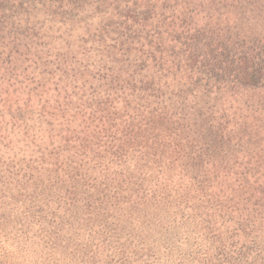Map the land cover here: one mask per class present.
Wrapping results in <instances>:
<instances>
[{
    "label": "rangeland",
    "instance_id": "obj_1",
    "mask_svg": "<svg viewBox=\"0 0 264 264\" xmlns=\"http://www.w3.org/2000/svg\"><path fill=\"white\" fill-rule=\"evenodd\" d=\"M21 1L0 2V31L6 21L13 27L5 47L31 59L0 61V264L263 260L264 70L252 78L251 64L236 56L264 53V0H155L142 21L161 28H153L150 42L142 37L147 44L134 38L119 48L111 25L98 28L113 11L107 0L102 8L95 0ZM161 2L164 9L191 7L186 25L199 29L194 61L177 51L180 45L172 48L184 35L170 36ZM53 6L58 10H48ZM16 33L34 45L13 46ZM217 34L231 46L226 54L223 44L213 46ZM140 45L154 48L145 60ZM5 47L0 37V58ZM35 64L47 66L48 84L89 107L90 154L77 146L80 138L51 139L35 130L38 112L13 109V95L26 96L41 75ZM10 116L28 118L29 134L3 118ZM44 128L60 130L57 123ZM200 147L202 156L194 158ZM72 165L80 173L67 180L75 179L78 191L109 185L100 217L61 199Z\"/></svg>",
    "mask_w": 264,
    "mask_h": 264
},
{
    "label": "trees",
    "instance_id": "obj_2",
    "mask_svg": "<svg viewBox=\"0 0 264 264\" xmlns=\"http://www.w3.org/2000/svg\"><path fill=\"white\" fill-rule=\"evenodd\" d=\"M69 1H72V0H69ZM95 1H97L96 2L97 7L102 8L101 6L102 4L105 3L106 0H95ZM0 2H7V0H0ZM163 2L160 3L161 7L163 5ZM19 3H22V1L20 0ZM154 3H155V0H144V1L143 0H131V1L130 0H127V1L107 0L106 4L107 5L111 4V6H113V11L109 12L108 15L101 17L100 25H98V28L101 31L102 28H105L111 25V27L116 31V35H114L115 36L114 38H116L115 42L118 44V48L121 46L122 42L133 40L134 38L142 40L143 44H147L145 43V40L142 39V37H147V36L150 37L149 38L150 39L149 42H150L152 35L156 33L155 29L153 28H161L159 23L157 22L153 23L155 22V20H151L150 23H146L147 21H142V19L145 18V16H147L149 13H152L154 6H155ZM66 5H70V4L66 3ZM132 5L135 6L136 12L134 11V9H131ZM104 7L105 6L103 5V8ZM58 8L59 7L53 6L52 8H49L48 10H50L51 12H55L58 10ZM190 8L191 7H188L186 5H183V7L178 5V7H174V8L169 5L168 9H164L162 7L161 9L162 12L160 13V15L162 14V17H163L162 22L165 21L166 18L171 17L170 23L172 27L168 29V31L171 33L170 36L173 39L175 37L178 38L179 35H184L182 36L183 38H181L180 42L174 40V42L176 43L172 45V48H174L175 45H180L177 51H184L186 58H188L189 61L190 60L194 61V59L198 57V55L195 54V47H196L195 44L197 43L193 42L192 38L198 33L199 29H194L192 28V26L186 25L188 24V14H189V13L187 14V11L190 10ZM173 21H178L183 26L181 28L176 27L178 26L177 22H176V26H173L174 25ZM8 24L9 26H7ZM12 29H13L12 24L7 21L4 23V25L1 28L0 37H1L2 44H4V47H5V44L7 43H3V42H8L7 38L9 37L5 34H7ZM159 31L157 32V34L159 33ZM203 31L206 32L205 30ZM21 32L22 33L26 32V27H21ZM16 34H17V37L14 39L15 41H13V46H16L19 49L25 46V48L28 50L27 46L34 45L35 43L34 39H30V38L28 39V37L26 38L22 36L20 33H16ZM135 35H138V36H135ZM218 35L219 34H217V40H215L213 46H215L217 43L223 44L222 48L226 54L227 51L231 49V46H229L227 42H224L221 40V39L225 40L223 38L225 36L221 35L220 37H218ZM164 44H165L164 41L160 40L157 47L163 48ZM206 45H207L206 43L202 44L203 50H204V47H206ZM208 45L212 46V42L210 41ZM5 48H7V45ZM14 48L13 47L7 48L6 53H4V55H1L0 61L2 65L5 61L7 62L10 60H11V63L14 61L20 62L22 60L23 61L31 60L29 58V55L27 54L22 55L21 51L19 52L17 51L16 48L15 49ZM217 48L219 47L216 46L214 50H217ZM140 49H142V51L145 52V54L141 55L143 56L142 59L145 60L151 49L148 45L146 46L140 45ZM153 50L154 48L151 50V53L153 52ZM175 53L176 52H171V56H174ZM162 55L164 56L163 53ZM263 55L264 53L261 49V50H258V52L255 51V54L252 55L251 57L245 54H242V56H238V57L236 56V60L238 61L239 59H245V61H248L247 63L251 64L250 77L252 78L259 77L262 74V71L264 70ZM169 56H170V53H169ZM200 61H202V59ZM209 64L210 63L205 62V65H209ZM34 68H38V72L41 73V75L37 74V78L31 79L33 85L29 87L30 90H28V92L26 93L27 94L26 96H23V94L13 95L12 98L13 100H15V105L13 104L15 108L13 109L15 111L26 109L28 111L38 112L39 119L34 122H31L33 123L31 125L32 126L34 125L33 128H36L35 130L41 131L42 134L46 133L48 137L51 139L61 140L63 134L67 136H71L74 140H77L78 138H80L79 139L80 141L77 143V146L78 147L80 146L79 148H81V151L87 154H90L92 151V146L90 142L93 138V135H91L92 128L90 126V122H88V117H85L86 113H90L89 107L86 105L85 101L82 100L83 102H80L81 100H78L74 98L73 96H70L71 91H69L68 89H67V92H65L63 89H59L58 86L54 87L51 83H50L51 85L48 84L47 83L48 81L46 80V75L47 74L49 75V73H48V69H46L47 68L46 65H43L42 67V66L35 64ZM6 71L7 73L2 74V77L4 80L9 81L10 72L8 71V68H6V70L4 69V73ZM16 76H19V71L16 73ZM149 82L150 81L147 80V83ZM10 84L13 85L12 83ZM9 88L10 86L7 85L4 88L5 89L4 91L1 89L2 93H5L6 90ZM14 88L17 90V88L19 87L17 85H14ZM6 95H9V94H6ZM32 95L38 96L37 101L36 100L32 101V97H33ZM12 98L11 97L9 98V105L12 103L10 101L12 100ZM3 118L6 119V122H9L10 120H12L13 121L12 125H17L16 127H19V129H22V131H24V129H27L26 127H32L29 124L30 122L27 120L28 118L27 119L21 118L20 116L19 117L10 116L9 118H5V117ZM52 123L53 124L57 123V125L60 126V130L57 132V134L51 132L50 130L46 131V128H44L47 125H53ZM28 132L29 130L25 131L24 133L27 134ZM120 138L122 140L128 139L126 135H122V134L120 135ZM33 139L34 138H32V140ZM74 140L72 142H74ZM41 143H45V140H41ZM198 150L199 151H196V153L194 154V158L197 156H202V147H200ZM73 154L75 155V153ZM196 161L197 159L194 160V162ZM71 171L74 172L76 175L80 173L79 172L80 169L74 165H72L70 169L67 171V175L65 179H62V183L60 182L63 186H65V190H64V193L61 199H63L65 203H68V204L76 203V204H79L80 206H83V207L85 206L86 208L91 210L90 213H93L97 215V217H100V212L102 210V207L106 206L107 204V203L106 204L104 203V206H102L103 204L102 199L105 195H107L106 192L104 194L102 193V191H104L105 188H107V186L109 185H107L106 183L105 187L101 188L100 186L96 187L94 185L85 186L86 185L85 184L84 185L85 189H83L84 191H80V190L78 191L76 182L74 181L75 179L67 180L68 175H70V177L72 176L74 177L75 175V174H72ZM123 180L124 179H122L121 181ZM121 186H123V184ZM259 198L260 199L263 198L262 194H261V197ZM90 206H92L93 208ZM94 208L97 210H95ZM235 255L238 258L242 257L241 253H237ZM244 263L263 264L264 258L263 260H258V261L254 260V261H251V263L250 262H244Z\"/></svg>",
    "mask_w": 264,
    "mask_h": 264
}]
</instances>
